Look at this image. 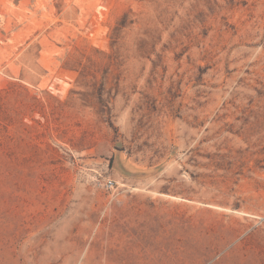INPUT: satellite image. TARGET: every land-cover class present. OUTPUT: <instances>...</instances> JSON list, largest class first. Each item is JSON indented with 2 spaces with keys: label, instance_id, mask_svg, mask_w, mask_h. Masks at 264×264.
Returning <instances> with one entry per match:
<instances>
[{
  "label": "rangeland",
  "instance_id": "obj_1",
  "mask_svg": "<svg viewBox=\"0 0 264 264\" xmlns=\"http://www.w3.org/2000/svg\"><path fill=\"white\" fill-rule=\"evenodd\" d=\"M0 264H264V0H0Z\"/></svg>",
  "mask_w": 264,
  "mask_h": 264
},
{
  "label": "built area",
  "instance_id": "obj_2",
  "mask_svg": "<svg viewBox=\"0 0 264 264\" xmlns=\"http://www.w3.org/2000/svg\"><path fill=\"white\" fill-rule=\"evenodd\" d=\"M115 186L113 180H108L106 183H105V187L110 190V189H113Z\"/></svg>",
  "mask_w": 264,
  "mask_h": 264
},
{
  "label": "bare ground",
  "instance_id": "obj_3",
  "mask_svg": "<svg viewBox=\"0 0 264 264\" xmlns=\"http://www.w3.org/2000/svg\"><path fill=\"white\" fill-rule=\"evenodd\" d=\"M30 3V2H29Z\"/></svg>",
  "mask_w": 264,
  "mask_h": 264
}]
</instances>
